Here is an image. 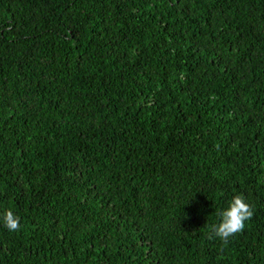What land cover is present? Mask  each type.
I'll return each mask as SVG.
<instances>
[{"label":"trees","instance_id":"1","mask_svg":"<svg viewBox=\"0 0 264 264\" xmlns=\"http://www.w3.org/2000/svg\"><path fill=\"white\" fill-rule=\"evenodd\" d=\"M0 264H264V0H0Z\"/></svg>","mask_w":264,"mask_h":264},{"label":"clouds","instance_id":"2","mask_svg":"<svg viewBox=\"0 0 264 264\" xmlns=\"http://www.w3.org/2000/svg\"><path fill=\"white\" fill-rule=\"evenodd\" d=\"M217 215L221 217V222L211 225V233L208 238L217 237L224 245H227L231 237L245 229V222L253 217L254 211L243 196L236 195L232 198L228 208L217 212ZM2 218L9 231H19L20 218L14 215L11 210H7Z\"/></svg>","mask_w":264,"mask_h":264}]
</instances>
